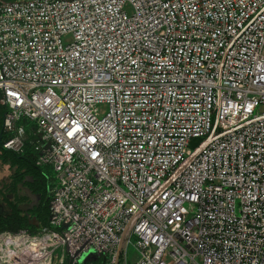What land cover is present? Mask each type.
Segmentation results:
<instances>
[{
  "label": "built area",
  "instance_id": "obj_1",
  "mask_svg": "<svg viewBox=\"0 0 264 264\" xmlns=\"http://www.w3.org/2000/svg\"><path fill=\"white\" fill-rule=\"evenodd\" d=\"M0 104L60 264H264V0H0Z\"/></svg>",
  "mask_w": 264,
  "mask_h": 264
},
{
  "label": "trees",
  "instance_id": "obj_2",
  "mask_svg": "<svg viewBox=\"0 0 264 264\" xmlns=\"http://www.w3.org/2000/svg\"><path fill=\"white\" fill-rule=\"evenodd\" d=\"M3 112L4 107L0 104L1 119L3 117ZM0 164H9L16 167L15 174L9 176L10 181H4L3 185L0 187V232H17L19 230L34 232L48 226V190L53 184V178L50 175V170L46 167H39L36 165L35 153L30 147H26L23 153L17 154L12 151L5 150L0 146ZM24 175L31 176L33 179H35V181L41 180L43 183L42 201L38 203V206L33 207L32 209V213L35 215L39 223V228L33 226L29 227L27 225L26 216L23 214L22 210L18 209L17 207L18 204H21L27 199L26 196L20 194L18 195L15 191V181H18ZM10 192L14 193L12 199L8 198V193Z\"/></svg>",
  "mask_w": 264,
  "mask_h": 264
},
{
  "label": "bare ground",
  "instance_id": "obj_3",
  "mask_svg": "<svg viewBox=\"0 0 264 264\" xmlns=\"http://www.w3.org/2000/svg\"><path fill=\"white\" fill-rule=\"evenodd\" d=\"M42 240L46 239L9 231L0 233V264H50L52 252L48 247L53 242Z\"/></svg>",
  "mask_w": 264,
  "mask_h": 264
},
{
  "label": "flooded vegetation",
  "instance_id": "obj_4",
  "mask_svg": "<svg viewBox=\"0 0 264 264\" xmlns=\"http://www.w3.org/2000/svg\"><path fill=\"white\" fill-rule=\"evenodd\" d=\"M1 115H0V124H1ZM5 165V164H0ZM9 169V175L3 178H0V187L3 185L4 181L9 182V176L15 174L16 167L11 165H6ZM18 178V177H17ZM16 179V178H15ZM34 189V190H33ZM15 191L19 195L26 196L27 199L24 200L21 204H18V209L22 210L23 214L26 216L27 225L30 227H35V222L37 221L36 217L34 220V214L32 213L33 207L38 206V203L42 201V191H43V183L41 180L35 181L31 176L24 175L18 181H15ZM30 192V194H29ZM37 196V198H33L32 196ZM14 196L13 192L8 193V198L12 199ZM32 203V204H31ZM31 204V206H30ZM20 205H23L20 207ZM38 222V221H37Z\"/></svg>",
  "mask_w": 264,
  "mask_h": 264
},
{
  "label": "rangeland",
  "instance_id": "obj_5",
  "mask_svg": "<svg viewBox=\"0 0 264 264\" xmlns=\"http://www.w3.org/2000/svg\"><path fill=\"white\" fill-rule=\"evenodd\" d=\"M200 141L199 139L193 140L192 145L195 144L196 142ZM9 175V169L6 165H0V178L6 177ZM5 232V231H3ZM37 230L34 232H27L26 230H19L17 232H11V233H17V234H26V235H34L36 236L37 234ZM2 233V232H0ZM42 241H47V240H42ZM51 245L48 247V249L51 250V263L50 264H60L59 258H60V251L59 248H55V245L53 243H50ZM55 248V249H54ZM10 251V249H9ZM126 256L127 259L129 261H134L137 258V252L135 250V248L131 245L128 244L127 248H126ZM121 259H122V255H119L118 257V261L117 264H121ZM22 264H28V262L22 263Z\"/></svg>",
  "mask_w": 264,
  "mask_h": 264
},
{
  "label": "water",
  "instance_id": "obj_6",
  "mask_svg": "<svg viewBox=\"0 0 264 264\" xmlns=\"http://www.w3.org/2000/svg\"><path fill=\"white\" fill-rule=\"evenodd\" d=\"M29 194H30V192H29ZM32 197H33V198H35V197L37 198V196H35V195L32 196ZM31 204H32V203H31ZM31 204H30V206H31ZM22 206H23V205H20V207H22ZM33 218H34V220H35V216H34ZM35 221H36V220H35ZM35 227H36V228H39V223H38L37 221L35 222Z\"/></svg>",
  "mask_w": 264,
  "mask_h": 264
}]
</instances>
